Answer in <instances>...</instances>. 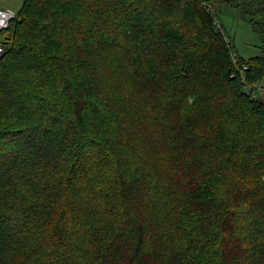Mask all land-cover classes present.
I'll return each mask as SVG.
<instances>
[{"label":"trees","instance_id":"1","mask_svg":"<svg viewBox=\"0 0 264 264\" xmlns=\"http://www.w3.org/2000/svg\"><path fill=\"white\" fill-rule=\"evenodd\" d=\"M0 57V264H264V0H21ZM10 37V39H6Z\"/></svg>","mask_w":264,"mask_h":264},{"label":"rangeland","instance_id":"2","mask_svg":"<svg viewBox=\"0 0 264 264\" xmlns=\"http://www.w3.org/2000/svg\"><path fill=\"white\" fill-rule=\"evenodd\" d=\"M22 5L21 0H0V7L18 12ZM213 10L219 15L220 22L231 41L234 53L243 59L260 55V40L252 32L248 23L237 18L236 11L223 6L221 0L212 1ZM264 101V100H263Z\"/></svg>","mask_w":264,"mask_h":264},{"label":"built area","instance_id":"3","mask_svg":"<svg viewBox=\"0 0 264 264\" xmlns=\"http://www.w3.org/2000/svg\"><path fill=\"white\" fill-rule=\"evenodd\" d=\"M10 17H14L13 19L10 20V22H11L12 20H14L16 18V13L0 7V20L8 21ZM10 22L8 23V28H9ZM3 34H4V32L2 34H0V49H2L1 44H2V41L4 38ZM2 53H3V49H2V51H0V57H1ZM246 92L249 93L252 98L264 100V82L254 84L252 86H247Z\"/></svg>","mask_w":264,"mask_h":264},{"label":"snow or ice","instance_id":"4","mask_svg":"<svg viewBox=\"0 0 264 264\" xmlns=\"http://www.w3.org/2000/svg\"><path fill=\"white\" fill-rule=\"evenodd\" d=\"M13 18L14 17H10L8 21L0 20V34L8 30V23ZM6 39H10V37H6ZM0 51H2V49H0Z\"/></svg>","mask_w":264,"mask_h":264}]
</instances>
